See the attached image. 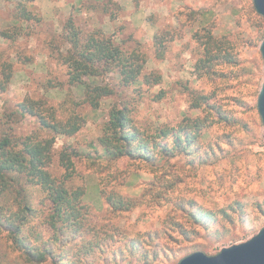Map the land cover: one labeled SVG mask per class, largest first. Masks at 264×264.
<instances>
[{"label":"rangeland","instance_id":"374dc122","mask_svg":"<svg viewBox=\"0 0 264 264\" xmlns=\"http://www.w3.org/2000/svg\"><path fill=\"white\" fill-rule=\"evenodd\" d=\"M53 1L56 8L57 0ZM59 1V19L51 22L53 12L48 6L53 2L45 0L46 16H35L28 25L29 33L37 35L42 50L50 57L47 56L46 65L43 69L37 67L36 73L30 71L25 78L16 79L9 93L0 96V118L12 112L25 97L45 101L56 109L59 119L70 113L86 118V125L74 137L56 139L48 168L53 177L63 173L57 164V153L63 143L84 153L94 150L101 153L97 138L112 107H126L133 124L151 132L161 126L176 127L187 118L203 117L206 114L203 107L194 109L191 102L193 96L205 95L214 112L219 108L229 120L220 121L211 115V125L199 139V154L205 156L199 160L182 154L157 158L148 164L128 158L116 161L93 160L85 155L74 158L75 175L68 188H85L87 224L104 234L98 236L104 244L103 251L79 264H177L194 252L215 256L222 248L253 237L264 226V208L258 207L264 203V131L256 110L264 78L259 53L264 19L256 14L252 1L94 0L104 2L116 18L111 22L115 24L113 28L107 24V32L98 27L103 19L109 18L102 14L97 2ZM19 2L26 0L12 1L13 11ZM67 8L69 13L65 11ZM70 16L85 32L98 31L111 36L123 52L138 51L145 59L142 74L157 72L161 83L123 88L118 87L116 74L105 75L96 83L113 88L114 94L102 98L97 110L83 104V90L68 85L66 68L56 59L59 53L56 48L60 53L66 49L58 34ZM204 28L215 38L231 43L230 59L213 67L216 75L212 78L196 75L194 70L201 48L193 34ZM165 31L172 40L165 43L163 58L158 59L153 36ZM27 42L28 38L22 37L10 48L0 50V62L23 49L30 53ZM10 126L15 137L32 133L42 138L49 136L29 118ZM100 190L131 199L134 205L128 211H110ZM26 193L36 214L24 227V234L32 244L44 242L51 236L41 204L44 194L32 185L26 187ZM12 200L11 195L7 201L0 200V205L14 211ZM190 203L195 209L212 214L213 219L197 225L189 213ZM132 242L138 246L135 250H131ZM0 264H29L1 228Z\"/></svg>","mask_w":264,"mask_h":264},{"label":"trees","instance_id":"16d2710c","mask_svg":"<svg viewBox=\"0 0 264 264\" xmlns=\"http://www.w3.org/2000/svg\"><path fill=\"white\" fill-rule=\"evenodd\" d=\"M33 1L19 2L15 10L10 12L16 25L1 32V37L8 42V48L17 43L18 37L29 39L34 36L29 33L28 26L35 17L31 11ZM97 3L102 14L110 22L115 21L108 6L102 1ZM58 35L66 49L64 53H60L59 48H56L59 51L56 59L66 68L68 85L83 90V104L89 105L92 110L98 109L102 98L114 94L113 88L96 83L98 78L105 75L116 74L118 87L123 88L139 83L148 87L161 83V75L157 72L142 74L145 59L138 51L123 52L112 37L103 32H85L72 16L64 22ZM193 37L201 48V56L194 65L195 74L212 78L216 75L213 67L230 57L228 50L231 43L215 38L206 28L195 32ZM169 40L172 38L167 31L153 36L156 58H163L165 43ZM12 56L14 60L0 62V96L9 90L15 73L14 66L27 67L34 61V57L26 49L14 52ZM208 103V96H193L191 107H203L206 113L203 117L187 118L176 127L161 126L151 132L135 126L126 107H112L102 126L101 136L97 138L101 153L97 154L95 150L84 153L63 143L57 153V164L63 169V173L59 177H53L48 168L53 161L56 139L74 137L86 125V118L70 113L67 118L59 119L56 109L45 101L25 97L15 105L12 112L0 118V200L7 201L12 195L13 205L16 206V210L12 211L9 207L0 205V228L7 232L13 246L29 264L88 262L97 251H103L104 244L98 236L104 234L99 233L100 229L91 228L87 224L89 210L83 204L85 188H68V183L75 175L73 159L85 155L93 160L104 158L116 161L128 158L147 164L157 158H172L181 154L193 160L203 159L205 156L199 154V139L202 132L210 127L211 115L220 121H229L219 108L214 112V106ZM3 117L6 118L4 121L1 120ZM24 118L35 121L39 130L49 136L42 138L37 133H32L22 138L15 137L10 124L21 123ZM30 185L38 187L44 194L41 202L45 208L44 221L51 231L48 240L37 244H32L24 234V227L36 214L26 193V187ZM99 193L110 211H128L134 205L133 200L114 192L100 190ZM189 207L190 216L197 225L202 226L213 219L212 214L195 209L192 203ZM258 207L262 210L264 203L263 207L261 204ZM130 246L131 250L138 247L135 242Z\"/></svg>","mask_w":264,"mask_h":264},{"label":"water","instance_id":"95a60500","mask_svg":"<svg viewBox=\"0 0 264 264\" xmlns=\"http://www.w3.org/2000/svg\"><path fill=\"white\" fill-rule=\"evenodd\" d=\"M253 8L264 19V0H251ZM264 71V36L259 45ZM256 110L264 131V78L256 98ZM177 264H264V226L249 240L222 248L215 256L194 252Z\"/></svg>","mask_w":264,"mask_h":264},{"label":"crops","instance_id":"0c3cea01","mask_svg":"<svg viewBox=\"0 0 264 264\" xmlns=\"http://www.w3.org/2000/svg\"><path fill=\"white\" fill-rule=\"evenodd\" d=\"M12 1H16V0H0V5H2V6H0V50H4V49L8 48V42H7V40H5L4 38L1 37V32H3L5 29H7L9 27L16 25L13 18H11V13H10L12 11V8H11V2ZM92 1H94V0H92ZM52 2L53 3H51V6H48V7H50L52 9V12H53L51 22H55L54 20L59 19L61 17L60 16L61 10H60V4H59L60 1L57 0V2H56L57 7L56 8H54L55 3L53 0H52ZM43 3H45V0H34L32 2L31 11L33 12L34 16H37L39 18H44L46 16V13H45L46 10L43 8ZM65 11H68V13H69L70 8L65 9ZM107 24H109L111 28H113V25H115V24H112L111 22L103 19V21L99 24L98 27L103 32H107V29H108ZM20 39H21V37H18L17 41ZM27 50L34 57L33 64H31L27 67H20L19 69H15L14 77H13V80L10 84V87L12 86V83L16 79H18V78L22 79L24 76L26 77V74L29 73L30 71L33 73H36L35 70L37 67H41L43 69L44 66L46 65L47 56L40 46V42H39L37 35L29 37L28 42H27ZM10 59L14 60L12 55H11ZM7 93H9V91Z\"/></svg>","mask_w":264,"mask_h":264}]
</instances>
